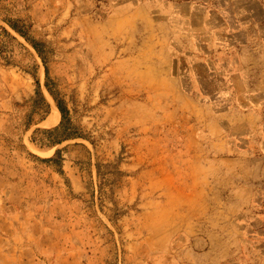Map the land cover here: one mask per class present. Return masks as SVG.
<instances>
[{
    "label": "rangeland",
    "instance_id": "rangeland-1",
    "mask_svg": "<svg viewBox=\"0 0 264 264\" xmlns=\"http://www.w3.org/2000/svg\"><path fill=\"white\" fill-rule=\"evenodd\" d=\"M0 44V264H264V0H0Z\"/></svg>",
    "mask_w": 264,
    "mask_h": 264
},
{
    "label": "crops",
    "instance_id": "crops-1",
    "mask_svg": "<svg viewBox=\"0 0 264 264\" xmlns=\"http://www.w3.org/2000/svg\"><path fill=\"white\" fill-rule=\"evenodd\" d=\"M228 30H225L227 32ZM1 44H0V79H8L10 80V83L12 84L13 88L7 90L5 88V98L0 99V110L3 112H8V111H17V103H21L25 99H29L32 97L33 91L32 88L30 89L29 82L27 80L18 78L16 76V72L10 71L8 67L5 65H2L3 62L1 59ZM239 80V79H237ZM48 119H43L40 121L38 124H44L47 122ZM0 170H2L1 165H0ZM3 183L0 184V190L5 189L6 186L2 187ZM6 185V184H5ZM13 185V184H12ZM6 228V227H5ZM8 229V227H7ZM7 235H13V232L10 231H3V236Z\"/></svg>",
    "mask_w": 264,
    "mask_h": 264
},
{
    "label": "trees",
    "instance_id": "trees-1",
    "mask_svg": "<svg viewBox=\"0 0 264 264\" xmlns=\"http://www.w3.org/2000/svg\"><path fill=\"white\" fill-rule=\"evenodd\" d=\"M14 31H16L18 34H20L24 39L27 40V37L20 31L18 30V28L13 25V24H10L9 25ZM35 47V50L37 49L36 46ZM46 76L48 77V69L46 68ZM39 93V92H37ZM51 96L54 98L55 102H56V106L58 108V110L60 111L61 115H62V121H61V124L58 128L54 129V130H45L46 133L48 134H53L55 131L59 130L61 127L64 126V123H65V120H66V115H67V110L61 105V103L59 101L56 100V98L54 97V95L52 94V92H50ZM58 144L60 143H54L52 142L51 146H50V149H54ZM59 152L56 153V156H58ZM45 161H53L52 159L51 160H45Z\"/></svg>",
    "mask_w": 264,
    "mask_h": 264
},
{
    "label": "bare ground",
    "instance_id": "bare-ground-1",
    "mask_svg": "<svg viewBox=\"0 0 264 264\" xmlns=\"http://www.w3.org/2000/svg\"><path fill=\"white\" fill-rule=\"evenodd\" d=\"M61 113L59 112V110L54 107V110L50 116V118L47 120V126L48 127H56L58 126V124L61 121Z\"/></svg>",
    "mask_w": 264,
    "mask_h": 264
}]
</instances>
